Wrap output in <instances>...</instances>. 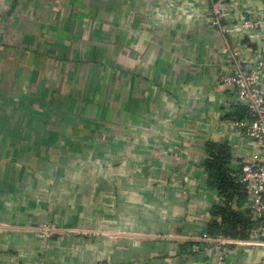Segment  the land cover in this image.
Here are the masks:
<instances>
[{"label": "crops", "instance_id": "crops-1", "mask_svg": "<svg viewBox=\"0 0 264 264\" xmlns=\"http://www.w3.org/2000/svg\"><path fill=\"white\" fill-rule=\"evenodd\" d=\"M208 10L0 0V264H219L205 162L234 136ZM255 229L224 264L264 259Z\"/></svg>", "mask_w": 264, "mask_h": 264}, {"label": "built area", "instance_id": "built-area-1", "mask_svg": "<svg viewBox=\"0 0 264 264\" xmlns=\"http://www.w3.org/2000/svg\"><path fill=\"white\" fill-rule=\"evenodd\" d=\"M200 2L209 7L217 30H221L223 37L220 53L225 67L219 81L228 91L227 111L224 112L227 117L223 124L232 130L234 136L228 170L247 193L248 200L240 211L258 224V228L251 232L254 234L251 240L255 241L264 237V0ZM243 107L249 109L247 117H230ZM219 125L211 124V128L217 130ZM220 199V205L226 206L221 195ZM230 206L238 208L236 201ZM43 230L45 233L53 231L48 227ZM204 241L215 243L219 264H224L230 253L229 246L233 242H241L224 236H206ZM191 250L193 253L209 252L211 246H194ZM258 264H264V259Z\"/></svg>", "mask_w": 264, "mask_h": 264}, {"label": "trees", "instance_id": "trees-1", "mask_svg": "<svg viewBox=\"0 0 264 264\" xmlns=\"http://www.w3.org/2000/svg\"><path fill=\"white\" fill-rule=\"evenodd\" d=\"M248 108H239L235 114L237 118L248 116ZM209 157L205 168L209 174V184L215 188L224 199L226 206H215L213 212L221 218L220 223L212 224L209 235L212 237L224 236L231 239H248L250 231L258 227L257 223L246 218L240 209L246 204L248 197L244 187L236 178L229 174L228 164L231 160V146L229 143L211 144L208 148ZM236 201L237 209L230 203Z\"/></svg>", "mask_w": 264, "mask_h": 264}]
</instances>
